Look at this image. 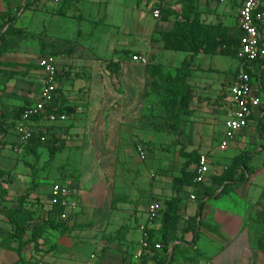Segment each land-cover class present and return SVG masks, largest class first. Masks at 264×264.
I'll use <instances>...</instances> for the list:
<instances>
[{"label":"crops","instance_id":"obj_1","mask_svg":"<svg viewBox=\"0 0 264 264\" xmlns=\"http://www.w3.org/2000/svg\"><path fill=\"white\" fill-rule=\"evenodd\" d=\"M242 1L235 14L238 27H240L239 9ZM5 2L8 3L12 14L17 17L14 23L16 28L14 44L11 50L5 52L6 57L27 65L34 58L36 49H39L44 51L46 56L52 55L58 58V66L62 75L59 92L54 95L52 105L56 110L68 113V119L64 122L50 123L45 119L35 118L28 122L31 125L35 124L32 125L35 126L33 127L35 134L40 136L39 133L43 131L45 137H49L46 146L49 145L50 148L45 161L52 162V166L45 170V183L56 182L67 187L71 194L70 201L75 205L76 211L101 210L104 212L103 218H111V212L106 211L107 207L111 206L118 212L128 213L126 219L141 218L145 211V202L157 197L156 200L163 199L165 189L168 187L172 189L170 182L173 180L164 163L155 166L147 158L144 161L140 160L137 154L138 144L146 145V149H152L155 145L153 143L151 147L149 142L158 139V132L150 127L146 117L144 118L147 114V102L151 92L150 81L157 82L158 71L150 68L149 62L147 65H142L133 61L132 58L136 55L147 56L152 66L167 65L168 59L173 55L163 50L160 34L168 33L173 28L175 19L168 16V11L179 10L175 3L176 0H113L112 2L110 0L106 2L103 0H61L58 4H53L52 0H0V13L6 10ZM112 4L116 5L115 10L120 13L121 10L130 11L131 18L125 21L119 17V21L110 22L109 11L111 12ZM159 8L161 16L155 18L153 13ZM208 9L200 10L203 11L202 19L207 23H216L219 20L227 26L236 25L234 22L230 24L227 19L226 4ZM42 14H49L52 19L55 16L61 19L54 24L57 29L55 33L51 25L53 20L50 22V27L40 29L39 21ZM100 25L105 26L102 36L97 32ZM261 37L264 41V27L261 29ZM100 38L104 41L102 49L99 48ZM40 39L44 40L42 48ZM187 57L185 54L183 60ZM36 66L38 65L34 68ZM239 67L238 59L221 54L201 53L190 69L188 84L192 87L195 96L197 95V100L220 99L226 91V101L229 103L227 110L230 112L233 104L228 91L236 80ZM36 70V68L35 71L27 67L22 68V71H25L22 76L34 77V79L37 77L39 84L43 85V73L40 68L38 72ZM21 84L26 83L21 82ZM26 94L29 98H23L20 103L25 101L23 104H27L31 99L30 101L33 102L31 106H33L39 100L35 102L32 100L37 97V92ZM261 94L264 103V90ZM190 130L196 138L204 141L205 146L198 154L210 156L214 151L211 149L209 130L202 131L200 135L197 134L195 125ZM189 136L183 135L182 140L185 141ZM7 137L8 128L3 121H0V138L6 139ZM18 138L21 141L20 136ZM238 138L229 148H233ZM222 139L223 134L215 151L225 152L219 150ZM182 148L177 147V149ZM196 149L198 148L191 147L189 152L192 153ZM41 151L42 147L37 149L33 147L31 150L36 164ZM51 151L54 152L53 159L50 157ZM88 157L91 158L90 163L86 160ZM194 167L195 164H192L190 169L192 172H194ZM8 168L10 169L9 164H0L1 176L5 178L2 189L4 190L2 195L4 209L0 213V218H4L7 224H9L6 217L7 210L19 207L17 199L32 186L34 188L36 184V175L32 172V186L25 190L24 186L27 181L23 168L19 166L16 168V179ZM257 175L258 173L254 174V178ZM210 182L209 173L208 181L203 184L209 185ZM250 184L251 182L241 184L240 187L234 186L233 190L229 188L222 197L220 210L214 214L220 225L219 231L223 235L220 244L221 253L215 264L264 262V254L259 253L251 241L259 231L258 220L260 218L257 213L260 208L257 203L262 201V196L264 199V185L261 196L257 201L253 199L254 202L249 205L248 194L242 195L241 193L246 192ZM200 185H194L193 191L183 198L180 212L181 214L186 213V220L197 214L199 204L194 193L201 188ZM32 192L31 190L33 196ZM31 195L28 203L31 202ZM193 195L195 200L191 199ZM14 198H16L15 204L8 208V202ZM207 199L209 198H206L205 202ZM206 207L207 205L204 209ZM35 216L30 228L38 225ZM9 226L11 227L10 224ZM250 227L253 229L249 230ZM11 229L14 234L12 227ZM118 234L119 242L111 246L114 248L120 245L126 248L130 246L135 254L139 248L141 230L126 227ZM193 239L194 234L192 241ZM18 247L19 243L16 240H13L9 249L0 247V264H16L19 261ZM31 247L34 246H26L23 250V256L28 262L32 257L29 253L32 251ZM133 256L131 260L126 261L119 257L113 260L106 258L101 263L135 264ZM147 264H153V262L148 261Z\"/></svg>","mask_w":264,"mask_h":264},{"label":"rangeland","instance_id":"obj_2","mask_svg":"<svg viewBox=\"0 0 264 264\" xmlns=\"http://www.w3.org/2000/svg\"><path fill=\"white\" fill-rule=\"evenodd\" d=\"M52 1L53 4H58L54 0ZM104 1L106 2L109 0H103V2ZM112 1L113 0H110V2ZM181 1L182 0H176L175 2L176 6L179 8L178 12H180L182 8ZM240 1L242 0H195V4L201 22L207 25H221L224 28L230 29L231 35H235L238 32V20L235 14L240 6ZM223 3L226 4V8L228 10L227 19H229L230 24L234 22L236 24L235 26H227L219 20L216 23H207V21L202 19L201 14L203 11H200L201 9L209 10L208 8L213 6L218 7ZM117 6L119 7V5ZM115 7L116 5L112 4L111 12L109 11L110 22H113L114 20L119 21V17L125 21L131 18L130 11L121 10L120 13L115 10ZM113 14H115V16ZM52 20L53 22L51 24L50 22ZM59 20L61 19L57 16L52 19L49 14H42L39 21L40 29H47L51 24L53 29H55V33L57 29L54 24H56ZM60 25L61 24L59 23L58 26L60 27ZM104 29L105 26L100 25L97 32L102 36V31H104ZM43 41V39L40 41L42 42V44L40 43L41 48L43 47ZM160 42L162 43V40H160ZM103 43V39L100 38L99 48H103ZM162 47L163 50H165L164 46ZM165 51H169L170 54L173 55L168 59L167 65L152 66L149 61V67L156 69L158 71V76L156 78L157 82L153 80L150 81L149 86L151 92L147 102V114L144 116L150 124V127L154 128L156 132H158V139L156 138V140L153 139L151 140L152 142H149L151 147L155 145L152 149H146V145L144 146L143 144H138L136 151L138 146H141L144 149V152L146 151L145 156L147 160L152 161L155 166L161 163H164L165 166H167V170L173 180L170 182L172 189L171 187L165 189V197L161 200H156L158 197L155 199H148L147 202H145V211L141 215V218L131 217L126 219L128 213L125 214L123 212H118L111 206H108L106 209L107 212H111V218H103L104 212L101 210L82 209L80 211H76L75 208L71 210V208L68 207L58 206L54 211L53 216L56 221L66 224L67 227L63 228L60 232L51 230L47 231V235H44L41 238V248L38 251H36L34 247H31L32 251L30 252L28 249V252L32 256L31 258L28 257L30 258L29 262L31 264H102L101 261H105L106 258L113 260L118 257L121 260L123 258L124 261L128 259L131 260L130 258H132L134 251L131 250L130 246L126 248V246L120 245L119 247L114 248L111 245L119 242L118 240L120 239V236L118 233H120L123 228L129 227V229L137 230L142 226H146L148 222L149 207L155 202H159L162 209L158 213L157 220L154 223L153 231L157 230L154 232V247L155 245L160 244L158 240L160 239V231L162 228V215L166 209L165 202L170 201L175 196V192H173V182L176 178L181 176L183 166L188 161L186 156L191 154L189 152L190 148H198L193 150L194 152L192 151L193 153L198 154L199 152H202L205 146L203 143L204 141L202 139L200 141V138H196L193 135L192 130H190L194 125L196 126V131L199 135L202 131H205L206 129L209 130L211 149L214 151L210 154L211 182L209 185L212 186L214 194L219 193L225 185L232 182L233 179L241 176L242 157L246 154H253L250 166L251 168L255 167V174L258 173V175L255 178L254 173L250 176V180L247 182H251L248 189L249 192L246 190V192L242 191L241 194H248L247 200L249 205L251 202H254L253 199L257 201L261 196L264 185V140L261 135L258 119L261 118L262 115L259 114L257 121L251 125L249 130H247L243 136L238 138L233 148L231 147L225 152L215 151L217 145L221 141L224 130V122L230 113L229 110H227L229 109V103L226 101V91L223 92L224 94L220 99L207 100V98H202L197 100V95L195 96L192 90L193 99L190 102L188 110L190 111V115H183L180 117L177 126L178 133H175L174 126L177 121V116H175V111L172 110L173 108L178 110V100L177 98H173L171 105L170 103L168 105L169 98L167 96L168 94L163 90V78H170V86L172 88L175 87L173 78L177 75V71L181 67L182 63L189 58L190 55L185 52H176L173 50ZM35 52L34 58L27 65L21 64L17 60H10L6 57L7 54L5 52H0V121H3L4 125L8 128V137L6 139L0 138V164L7 163L10 165V169H8L14 174V179L17 177L16 168L18 166L23 168V174H26L24 177H26L27 181L24 186L25 190L32 186V172L36 175V184L32 189L33 196L31 195V202H29L28 205H32L36 213V221L38 224H41L47 219L49 211L53 209L55 202L53 195L54 187L61 184L56 182L45 183V170L52 166V162L45 161L50 148L49 145L48 147L46 146V143L49 141V137H47V139L43 131H41V133H39L41 134L40 136L34 133L35 135L27 141L18 140V124L21 121V116L17 117V113L19 110L24 109L27 106H31L32 102L30 101L31 99L27 102V104H23L25 101H22L23 103H20V101L23 98H29V95L26 93L37 92V97L32 99L35 102L40 98L44 90V84L40 85L37 77L34 79V77L28 78L22 76L25 72L22 71V68L27 67V69L35 71L34 66L38 65L40 59L46 55L44 51H40L39 49H36ZM185 54H187L188 57L183 60V56ZM197 57L193 59L191 67H193ZM177 58L180 59L177 60ZM38 71L39 70L37 69L36 72ZM21 82H25L26 84L22 85ZM26 124L30 128L35 127L32 126L35 124ZM189 134H191V136H189ZM183 135H187L189 137L183 141ZM34 138H37L35 140H41V143H38V147H42L37 164L35 157L31 152L33 146L35 145L31 140ZM183 142H185V144ZM178 146L183 148L177 149ZM86 160L90 163L91 158L88 157ZM193 161H195V158ZM256 168L260 172H258ZM228 185L231 186H229L231 190H233L232 187L234 188V186H241V184L234 183H230ZM192 187L193 186H187L184 188L182 191L183 198L186 194L189 195L191 193L190 191H193ZM200 187L201 188L194 193L198 198V204L203 200L206 190L204 187ZM22 190L23 188L21 191ZM222 197L223 196L219 199L206 200L207 207L204 209L201 224L196 230L198 234L196 242L192 241V236L194 234L192 232L194 231L192 219L194 217L189 215V219L186 220V213L181 215L180 221L177 224L175 239L168 247L169 252H172L175 246L177 247V260L173 264L217 263L221 253L220 244L222 242L221 237H223V235L221 234V231H219L220 225L216 221L214 214L217 210H220V205L223 201ZM15 202L16 198L12 199L8 202L7 207L9 208L15 204ZM226 206L230 208L228 205ZM197 221H199V219H197ZM252 229L253 227H250L249 230ZM29 233L27 236H29ZM12 236L11 227L7 224V221L4 218H0V247L3 249H9L14 240ZM162 250L163 248L160 249L156 258L153 257V255L146 259L142 264H147L148 261H152L153 264H158V259L162 256ZM104 263L106 264V262ZM263 263V261L258 262V264Z\"/></svg>","mask_w":264,"mask_h":264},{"label":"trees","instance_id":"obj_3","mask_svg":"<svg viewBox=\"0 0 264 264\" xmlns=\"http://www.w3.org/2000/svg\"><path fill=\"white\" fill-rule=\"evenodd\" d=\"M162 1V0H161ZM6 3V2H5ZM6 10L3 13H0V52H7L13 47V40L16 35V28L14 23L17 20V17L12 14L11 9L8 6V3L5 4ZM161 6V2L159 7ZM181 11L169 10L168 16L175 19L173 28L168 33L160 34L161 40L165 50H173L176 52H185L190 55L187 58L177 71V75L173 78L175 82V87H171L169 82L170 78H163L164 85L163 90L168 95V105L172 103L173 98L178 100V110L173 108L172 111H175V116H177V121L175 122L174 132L178 133V121L180 117L190 115L189 105L193 99L192 88L189 86L187 79L191 73V63L195 57L200 53L204 52L209 55L221 54L232 59H238V53L240 49V39L243 35L241 29L237 27L238 32L235 35L230 34V29L224 28L221 25H207L201 22L200 17L197 13V7L195 0H182L181 1ZM165 9V8H164ZM163 9V10H164ZM7 27V28H6ZM6 28V30H4ZM46 56V55H45ZM254 71L248 70V73L252 78L258 82L264 90V60L259 59L253 63ZM39 69V66L35 67ZM62 75L59 72L58 80H60ZM59 87L56 93L59 92ZM26 108L19 110L17 117L21 116ZM261 118L258 119L259 127L261 130V135L264 140V103L262 104ZM48 112H55L60 114L63 113L60 110H56L53 105L48 108ZM68 114V113H67ZM255 123L257 118L253 119ZM32 139L34 142V149H37L38 143H41V140ZM199 154L191 153L186 156L188 161L184 164L181 176L176 178L173 182V189L175 196L168 202H165V212L162 215L161 220V231H160V245L162 246V256L158 259V264H173L177 260V247L173 248L172 252H169V245L175 239V233L177 231V224L181 218V205L184 201L182 191L187 186H194L195 174L190 170L192 164H196L199 159ZM51 159L54 157V152L51 151ZM195 158V161H193ZM253 154H246L242 157V174L236 179H233L230 183L235 184H244L250 180V176L254 173L255 170L251 168L250 163L252 161ZM2 174L0 173V176ZM228 183V184H230ZM225 185L219 193L214 194L213 188L211 185L204 186L205 196L201 203H199L198 211L196 216L192 219V224L194 226V239L193 242L197 240L198 226L201 224L204 214V208L206 205L205 199H219L221 196L225 195L230 188V185ZM31 189L26 190V193L17 199L19 207L9 208L7 210V220L11 227L13 228L14 234L13 239L19 243L17 253L19 255V261L16 264H31L23 256V250L26 246L33 245L36 250L40 248V239L45 235L49 230L51 231H62L63 228H66V224L60 223L55 220L53 216L54 211L60 205V201L54 204L53 209L49 211L48 217L41 224L34 225L30 228L31 223L34 221L35 210L32 206H28V200L31 195ZM4 191V190H3ZM3 191L1 192V198L3 199ZM257 205L260 208V211L257 213L260 220H258V230L256 236L252 238V243L259 253L264 254V199L262 196V201H259ZM199 219V221H197ZM157 230H150L151 240H154V232ZM30 232L29 236L27 234ZM152 243L155 242V240ZM161 248V249H162ZM165 248V252H164ZM160 250L154 251V256L156 258ZM148 258H144L142 263ZM141 263V264H142Z\"/></svg>","mask_w":264,"mask_h":264},{"label":"built area","instance_id":"obj_4","mask_svg":"<svg viewBox=\"0 0 264 264\" xmlns=\"http://www.w3.org/2000/svg\"><path fill=\"white\" fill-rule=\"evenodd\" d=\"M59 3L61 0H54ZM168 1V0H164ZM155 18L161 16V9H157L153 13ZM239 29L243 35L240 39V49L238 53V61L240 67L235 82L229 87V95L232 100L233 108L230 109L228 118L224 124L223 139L219 146V150L226 151L232 143L243 133H245L253 124L255 118L261 113L263 99L262 88L258 82L248 73V70L254 71L253 63L259 59L264 60V41L261 37V29L264 27V0H243L239 9ZM133 61L142 65H147L149 59L147 56H133ZM38 66L43 73L44 90L39 100L30 107H27L21 115V121L18 124V131L21 141H27L33 137L35 130L30 128L26 123L35 119L42 118L50 123L64 122L68 119L65 113L48 112V108L52 105L54 95L60 86L58 80L59 66L58 58L52 55L44 56L38 62ZM137 153L140 159H146L144 149L138 146ZM210 156L208 154H200L198 162L194 167V183L203 184L208 181L210 173ZM5 178L0 176V195L4 186ZM54 198L56 204L60 201L59 206L74 208L75 205L70 201V191L67 187L56 185L54 187ZM195 200V196H191ZM159 202L153 203L149 207L148 222L146 226H142L139 248L133 256L135 264H141L144 258H150L154 255L155 250H160V244L152 243L150 230L154 228L158 213L161 211ZM3 201L0 196V213L3 211Z\"/></svg>","mask_w":264,"mask_h":264}]
</instances>
